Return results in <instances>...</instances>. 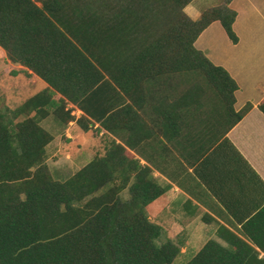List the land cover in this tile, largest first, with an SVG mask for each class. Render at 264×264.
Segmentation results:
<instances>
[{
  "label": "trees",
  "instance_id": "16d2710c",
  "mask_svg": "<svg viewBox=\"0 0 264 264\" xmlns=\"http://www.w3.org/2000/svg\"><path fill=\"white\" fill-rule=\"evenodd\" d=\"M230 1L192 20L185 8L193 0H13L8 16L0 17V48L47 88L15 109L0 107V264L175 260L178 246L157 245L162 230L146 211L165 194L151 169L130 154L116 162L96 156L66 180H56L46 164L54 138L40 122L51 115L64 126L75 121L86 133L93 122L114 132L133 130L147 119L182 131L189 114L195 118L209 105L227 119V132L251 105L235 112L237 84L194 43L213 22L237 43ZM104 97H113L106 108ZM66 102L82 115L75 119ZM258 109L264 115V100ZM113 144L118 156L125 153ZM194 175L227 210L233 205L226 195L243 193L248 175L261 183L226 139ZM230 181L236 184L226 185ZM263 219L264 209L240 220L238 234L219 227L225 245L208 240L186 264H264Z\"/></svg>",
  "mask_w": 264,
  "mask_h": 264
},
{
  "label": "crops",
  "instance_id": "0c3cea01",
  "mask_svg": "<svg viewBox=\"0 0 264 264\" xmlns=\"http://www.w3.org/2000/svg\"><path fill=\"white\" fill-rule=\"evenodd\" d=\"M195 1L185 8L192 20H197L202 12L194 6ZM37 5L40 3L37 2ZM12 6L13 0L0 1V17H7ZM229 7L236 13L233 31L237 43L233 44L228 39L219 22L211 23L194 43L197 50L212 64L225 69L237 84L235 112L245 105H251L243 119L227 132L224 133L227 119L217 107L209 105L199 111L195 118L188 113L182 131H176L171 123L163 128L158 125L159 122L150 123L147 119L140 121L133 130L114 132L104 130L93 122L92 130L86 133L75 121L64 126L51 115L40 122L46 131L56 133L60 139L54 144L55 137L51 134L54 139L46 148V164L49 160H65L63 167L56 170L54 175L59 176L67 171L69 164L77 165V172L96 156L108 155L116 162L130 154L142 166H148L157 184L165 189V194L147 206V214L153 223L170 231V237L177 246L189 248L200 244L208 236L205 232L207 229L212 230L218 243L225 245L217 236L219 227L238 234L242 227L240 220L247 221L264 209V115L258 109L259 103L264 100V0H231ZM0 59L6 62L7 68L15 70L13 75L24 78V90L37 89L26 100L47 88V84L36 75L12 64L1 48ZM60 98L59 94H55L52 100L58 102ZM112 101L113 97H104L102 108ZM65 110H71L75 119L82 115L68 102ZM121 118L124 121V117ZM125 120L123 123L130 127L129 118L125 117ZM110 126L116 129L118 122L113 121ZM79 132L90 135L91 139L85 146L76 143ZM224 139L231 143L261 180L259 183L248 175L245 193L226 195L227 201L233 205L230 210L194 175L196 166ZM113 142L121 145L125 153L118 156ZM120 173L118 171V175ZM234 184V181L226 183L231 187ZM121 196L127 198V192L124 191ZM260 226L264 230V221ZM181 252L185 253L186 248Z\"/></svg>",
  "mask_w": 264,
  "mask_h": 264
},
{
  "label": "rangeland",
  "instance_id": "374dc122",
  "mask_svg": "<svg viewBox=\"0 0 264 264\" xmlns=\"http://www.w3.org/2000/svg\"><path fill=\"white\" fill-rule=\"evenodd\" d=\"M224 0H196L194 2V6L198 7L200 10H205L207 8H211L214 6H219L222 4ZM15 70H11L7 68L6 62L0 59V107L6 106L14 109L19 106L24 100H26L29 96H31L37 89L33 88V90H24V78L20 75H13L12 72ZM51 134L55 137L54 144L60 141L59 136L56 133L51 132ZM90 135L79 132L77 137L78 144L86 145L90 141ZM51 146V145H50ZM65 160L59 159L57 162L49 160L47 162V166L51 173L53 174L58 171L59 168L63 167L62 164ZM68 170L61 172L59 176L54 175L53 177L56 180L63 181L69 178L74 172H76L77 165H67ZM161 235L157 240V245H161L166 242H172L173 240L170 237V231L167 228L161 227ZM207 233V237H204L203 241L195 246H190L189 248L186 246L179 245V253L178 256L171 264H186L191 258L200 250V248L208 241L215 240L217 238L213 235L212 230H205ZM186 248V252L183 253L181 250Z\"/></svg>",
  "mask_w": 264,
  "mask_h": 264
}]
</instances>
